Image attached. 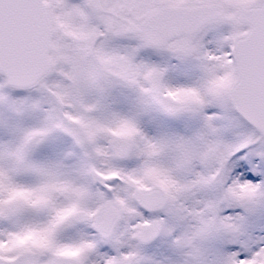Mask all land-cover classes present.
Segmentation results:
<instances>
[{
  "label": "snow or ice",
  "instance_id": "1",
  "mask_svg": "<svg viewBox=\"0 0 264 264\" xmlns=\"http://www.w3.org/2000/svg\"><path fill=\"white\" fill-rule=\"evenodd\" d=\"M0 264H264V0H0Z\"/></svg>",
  "mask_w": 264,
  "mask_h": 264
}]
</instances>
